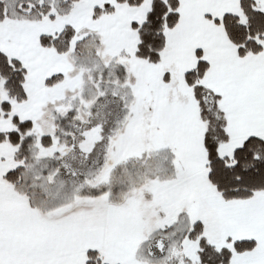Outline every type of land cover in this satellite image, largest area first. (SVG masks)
<instances>
[{"label": "snow or ice", "instance_id": "6c2138e0", "mask_svg": "<svg viewBox=\"0 0 264 264\" xmlns=\"http://www.w3.org/2000/svg\"><path fill=\"white\" fill-rule=\"evenodd\" d=\"M0 264H264V0H0Z\"/></svg>", "mask_w": 264, "mask_h": 264}]
</instances>
